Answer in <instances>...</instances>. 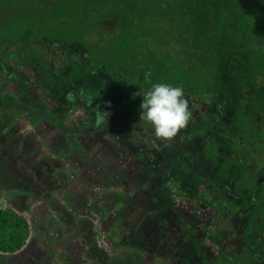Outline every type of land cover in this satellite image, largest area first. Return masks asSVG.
I'll use <instances>...</instances> for the list:
<instances>
[{"label": "flooded vegetation", "instance_id": "flooded-vegetation-1", "mask_svg": "<svg viewBox=\"0 0 264 264\" xmlns=\"http://www.w3.org/2000/svg\"><path fill=\"white\" fill-rule=\"evenodd\" d=\"M52 1L40 2L49 6ZM123 1L126 9L132 11L105 15L101 21L93 23L86 33L91 45L104 50L105 42L114 40L123 31L125 36L138 33L141 41L153 36L155 44L160 47L157 50L169 52L174 57L178 52L190 55L186 37L200 33L193 27L179 28L177 16L180 11L186 14L193 11L192 0ZM136 1L143 13L140 9L133 12V9L140 8L135 5ZM211 1L206 0L207 11L203 14L206 37L203 52L207 68L223 69L218 81L220 90L208 92L202 98L184 95L179 101L176 90L168 92L162 86L159 92L153 93L148 84L128 85L117 89L118 95H122L123 113L115 117L111 116L108 105L107 113L99 112V107L87 111L85 104L81 105L95 120L103 114L99 126L96 124V131L114 134L112 138L117 136L115 138L119 139L118 147L122 145L104 157L92 151L87 158H94L96 164L99 160L113 181L117 175L121 177L118 189L121 195H131L139 204L138 219L145 228L137 240H143L144 254L148 255L142 260L144 264H264V151H260L259 145V138L264 134V110L248 108L253 105L250 94L242 97L228 93L229 78L225 71L244 65L264 67V45L250 48L232 44L233 39L226 41L232 36L230 31L234 21L245 14L239 10V3L244 0H221L223 6L217 16L208 10ZM246 2L252 7L262 3L264 9V0ZM232 5L236 13L228 10ZM248 16L254 22V16L258 15L254 12ZM146 19L150 21L149 29H134L140 20L146 25ZM127 23L129 27L125 28ZM217 24L223 39L228 36L221 48L215 50L212 36L217 34ZM144 45L134 50L142 52ZM128 47L133 49L130 45ZM10 48L7 45L8 52L13 55L16 48L13 51ZM72 48L76 54L83 52L79 45ZM42 51L43 59L37 61L35 82L32 78L28 81L25 72L20 76L10 74V78L27 84L32 81L33 85L42 82L47 86L45 91L55 93L51 86L58 79L49 72L50 69L64 68L68 57L75 58L76 54H68L65 47L50 40H45ZM10 56L3 55L1 61ZM184 63L187 67L192 61ZM82 64L81 60L77 62L76 76H79ZM91 75L97 76L88 74ZM210 79L205 77L208 86ZM91 93L95 95V98L90 96L92 99L111 97L104 92ZM60 94L65 102L79 98L74 92ZM244 96L249 98L244 99ZM148 101H152V105L156 101L159 108L147 113V104H151ZM244 106L242 113L239 112ZM134 107L141 110L134 112ZM96 144V149H100L102 140ZM177 183L180 192L176 195L182 198V206L167 202L169 193L173 192L171 184Z\"/></svg>", "mask_w": 264, "mask_h": 264}, {"label": "rangeland", "instance_id": "rangeland-1", "mask_svg": "<svg viewBox=\"0 0 264 264\" xmlns=\"http://www.w3.org/2000/svg\"><path fill=\"white\" fill-rule=\"evenodd\" d=\"M257 22H264V15L254 16ZM237 41L242 44L244 39ZM1 50L5 56L12 54L5 43ZM153 51L158 57V50ZM3 61L0 60V218L9 223L14 221L11 218L23 219L26 230L19 229L25 240L20 250H0V264H144L142 260L148 255L144 254L143 240H137L145 228L138 219L139 204L131 195H121V177L117 175L113 181L99 160L96 164L94 158H87L92 151L104 157L122 145L118 147L119 139L112 138L114 134L96 131L95 117L81 106L88 101L82 94L94 98L91 92L111 95L103 103L93 100L100 112L107 113L106 105L110 106L113 117L123 113L122 95L117 89L102 86L110 82L104 73L79 77L67 64L58 73L65 83L68 80L64 90L79 95L80 102L73 107L63 101L60 91H45L47 86L42 82L33 85L38 62L27 63L15 55ZM22 72L28 81L32 78L31 83L10 78V74L20 76ZM153 103L147 105V113L159 108L156 101ZM23 140L31 146L24 145ZM98 140H102L100 149H96ZM23 145L26 147L21 154L19 147ZM49 172L56 177L59 187L55 190L47 176ZM26 181H33L37 194L48 199L27 203L14 200L20 193L18 187ZM171 189L167 202L182 206V198L176 195L179 184H171ZM1 220L0 240H9L5 234L12 230ZM50 254L48 263L45 259Z\"/></svg>", "mask_w": 264, "mask_h": 264}, {"label": "trees", "instance_id": "trees-1", "mask_svg": "<svg viewBox=\"0 0 264 264\" xmlns=\"http://www.w3.org/2000/svg\"><path fill=\"white\" fill-rule=\"evenodd\" d=\"M40 1L0 0V60L4 55L1 47L4 43H7L9 47L16 48L13 55L17 59H21L27 63L37 62L38 60L42 61L44 54L42 49L45 40H50L65 47V51L73 56L76 53H74L72 47L75 45L82 47V53L76 54L75 58L68 57V64L74 68L75 72L77 62L79 60L83 61V67L79 71L81 76L98 74L99 72L104 73L110 79V82H105L106 85L114 90L127 87L128 85L139 87L148 84L152 88V92L157 93L163 86L167 88L168 92L176 90L178 95L176 99L180 101V98L184 95H194L202 98L208 92L213 93L221 88V84L218 81L222 78L221 73H223V69L218 67L207 68L205 66L203 49L206 37L203 33L205 29L203 14L207 11L205 10L206 0H192L191 5L195 7L193 11L187 14L180 11L177 16L179 28L193 27L198 29L200 34L190 38L186 37L191 50V53L190 51L188 53L190 54L189 56L178 52L175 57L169 52H161L159 50L158 57H155L153 48L160 49V47L155 44L153 36H147L146 41H141L140 36L137 35L138 33L125 36L122 31L114 40L105 42L104 50L98 48V46L96 47V45H91V41L86 36V33L93 23L101 21L105 15L126 14L132 11L126 9L127 5L123 0H54L50 2L49 6L43 5ZM138 4L139 2L136 1L135 5L138 6ZM208 6L211 14L217 16L221 12L219 9L223 6V3L221 0H212ZM239 6L241 8L239 10L245 14L238 17L236 22L234 21L235 24L230 31L232 36H228V38L225 36L226 41L228 42V40L233 39L234 42L232 44L243 46H247L252 41H255L254 45H249L250 48L253 46L261 47L264 45V22H257L255 24L252 21V17L248 16V13L253 15L254 12H257L258 16H263L264 9L261 8L263 4H253V8L252 5L244 0L239 3ZM138 9L141 10L140 13H143L144 10L141 7L133 9V12L138 11ZM234 9L235 6L232 5L228 10L236 13ZM145 22L146 25L144 24V20H140L134 29H149V19H146ZM128 23L125 28L129 27ZM118 27H121L120 22H118ZM219 30V24H217V34L215 33L216 35L212 36L214 37L212 45H216L215 50H218L219 46L221 48V45L224 44L225 38L223 39ZM238 38L244 39L242 44L238 43ZM128 45L133 47V49L128 47ZM140 45H144L142 52L135 51L134 48ZM145 47H148V49ZM186 61H192V64L185 67L184 62ZM259 62H261V59H259ZM59 70L61 71V69ZM59 70L51 68L49 71L54 73L58 79L57 83L51 86V89L53 88V91L56 93H58L57 91L61 93L67 92L64 90L66 87H63L68 85V80L65 83V79L59 77ZM225 71H227L226 75L229 78L227 92L242 95V97L243 94H250L249 97L252 99L253 105L248 108L250 110L252 108L264 110V67H260V65H244L237 69L227 68ZM80 74L78 75L80 76ZM206 76L211 78L209 86L205 82ZM74 93L77 94V92ZM249 97L244 96V99H248ZM84 98L88 100L86 102L83 101V103L86 108H90L89 110H93L94 107H100L95 102L96 100H93L89 95L84 94ZM58 100L60 99L58 98ZM79 102V98L67 101L73 107ZM149 102L151 103L152 101ZM99 103H103V99H100ZM0 104H2L1 101ZM141 107L143 108V106ZM243 109H245V106L241 107L239 112L242 113ZM138 110L141 109L134 107V112ZM102 118H104L103 114H101V118L96 119L97 126L101 123ZM23 142L24 145L31 146L27 141L23 140ZM259 142L260 151H264V134L260 136ZM24 145L19 147L21 154L24 153L23 151L26 147ZM28 163V167L31 168V163L29 161ZM21 169L23 168H18V171ZM49 173L47 176L54 183V187L51 188L55 190L59 187L55 183L56 177L51 174L53 172ZM46 186L50 187L49 184H46ZM36 188L33 181H26L25 184H21L18 187L20 193L14 200L22 203L26 201L27 203L28 201H45L48 199L45 196L38 195ZM11 219L14 221L9 223L8 220H1L0 218L1 224L8 226L12 230L5 234V238L9 240H0V250L5 253H14L20 250L25 241L19 229L26 230V221L23 219L18 221L17 219ZM51 257L50 254V258L45 259V261L50 263L49 259Z\"/></svg>", "mask_w": 264, "mask_h": 264}]
</instances>
